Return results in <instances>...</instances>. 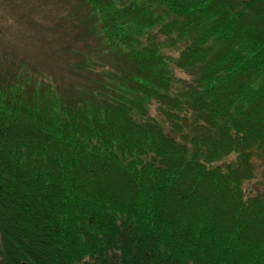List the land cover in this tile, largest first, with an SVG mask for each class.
I'll return each instance as SVG.
<instances>
[{
  "label": "trees",
  "instance_id": "1",
  "mask_svg": "<svg viewBox=\"0 0 264 264\" xmlns=\"http://www.w3.org/2000/svg\"><path fill=\"white\" fill-rule=\"evenodd\" d=\"M95 1L68 87L0 57V264H264V0Z\"/></svg>",
  "mask_w": 264,
  "mask_h": 264
},
{
  "label": "rangeland",
  "instance_id": "2",
  "mask_svg": "<svg viewBox=\"0 0 264 264\" xmlns=\"http://www.w3.org/2000/svg\"><path fill=\"white\" fill-rule=\"evenodd\" d=\"M86 1L82 0L81 4L80 0H0V57L6 55L15 63L23 58V64L40 72L42 78H54L57 83L68 87L75 82L69 67L70 62L76 61L72 58L71 47L82 54L98 58L107 55L109 58L106 52L100 56L95 51L98 38L89 30L91 7L89 0ZM94 4H100V0ZM158 39L165 40L162 37ZM164 52L177 56L176 50L171 48ZM169 68L174 77L190 80L183 70L172 64ZM147 110L152 121L163 125V117L155 102ZM233 158L230 156L223 163H229ZM254 166V178L244 182L242 189L246 197H264V162L254 160Z\"/></svg>",
  "mask_w": 264,
  "mask_h": 264
}]
</instances>
